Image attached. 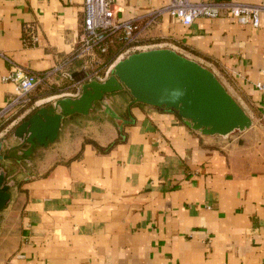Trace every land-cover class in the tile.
<instances>
[{"label":"crops","instance_id":"crops-1","mask_svg":"<svg viewBox=\"0 0 264 264\" xmlns=\"http://www.w3.org/2000/svg\"><path fill=\"white\" fill-rule=\"evenodd\" d=\"M112 2L124 21L169 0ZM82 5L0 0V53L32 73L51 70L76 47ZM28 25L36 34L30 47L24 44ZM159 49L211 72L252 127L227 140L202 135L172 112L133 102L124 89L112 94L117 120L100 106L64 118L57 140L34 148L25 174L8 189L10 201L0 210V264H264V121L256 87L264 83V15L258 28L226 16L184 26L163 15L128 56ZM111 60L104 56L103 66ZM9 69L0 58V108L14 91L2 81ZM64 71L68 78L53 75L2 122L0 140L42 104L78 97L71 75L84 76L82 63Z\"/></svg>","mask_w":264,"mask_h":264},{"label":"water","instance_id":"water-1","mask_svg":"<svg viewBox=\"0 0 264 264\" xmlns=\"http://www.w3.org/2000/svg\"><path fill=\"white\" fill-rule=\"evenodd\" d=\"M81 74L84 76L79 80L75 78L78 73L71 75L79 84L78 97L42 104L11 135L0 140V210L10 201L8 189L15 185L16 176L25 174L23 170L30 165L32 150L56 141L64 118L87 115L100 106L117 120L112 94L123 89L133 102L172 112L202 135L227 140L253 125L211 72L170 50L132 54L117 62L102 82L87 77L84 70ZM4 162L12 163V167L5 171L1 166Z\"/></svg>","mask_w":264,"mask_h":264},{"label":"built area","instance_id":"built-area-1","mask_svg":"<svg viewBox=\"0 0 264 264\" xmlns=\"http://www.w3.org/2000/svg\"><path fill=\"white\" fill-rule=\"evenodd\" d=\"M83 21L76 47L71 55L51 70L36 74L17 66L8 56L0 53V58L10 65L4 82L12 83L13 95L0 108V126L2 122L18 109L30 103V94L35 88L46 83L53 75L61 73L64 78L69 74L64 71L68 65L80 61L89 78L102 82L109 75L112 67L132 51L137 49L144 31L155 24L156 20L167 15L179 24L191 25L198 18H217L226 16L238 25L258 28L264 15V5L233 1L169 0L164 6L130 20H118L113 10L112 0H83ZM24 44L28 47L36 43L35 26H26ZM117 53L111 62L104 65L103 57L111 48ZM103 66V67H102ZM262 95L261 119L264 121V83L256 85Z\"/></svg>","mask_w":264,"mask_h":264},{"label":"trees","instance_id":"trees-1","mask_svg":"<svg viewBox=\"0 0 264 264\" xmlns=\"http://www.w3.org/2000/svg\"><path fill=\"white\" fill-rule=\"evenodd\" d=\"M119 48L118 47H116V48H111L110 50H109V52H108V58L111 60V59H113V57L115 56V53L117 52V50H118Z\"/></svg>","mask_w":264,"mask_h":264},{"label":"rangeland","instance_id":"rangeland-1","mask_svg":"<svg viewBox=\"0 0 264 264\" xmlns=\"http://www.w3.org/2000/svg\"><path fill=\"white\" fill-rule=\"evenodd\" d=\"M127 56H128V55H127ZM124 58H125V57H124ZM124 58H123V59H124ZM64 92H66V93H64L65 95L69 94V92H67V91H64ZM6 163L8 164V162H4L2 165H5ZM16 177H18V176H16Z\"/></svg>","mask_w":264,"mask_h":264},{"label":"flooded vegetation","instance_id":"flooded-vegetation-1","mask_svg":"<svg viewBox=\"0 0 264 264\" xmlns=\"http://www.w3.org/2000/svg\"><path fill=\"white\" fill-rule=\"evenodd\" d=\"M14 151L12 150L10 153H9V155L11 154V153H13Z\"/></svg>","mask_w":264,"mask_h":264}]
</instances>
